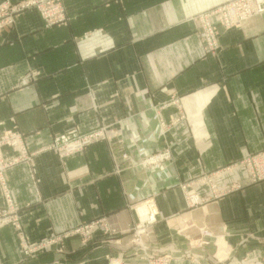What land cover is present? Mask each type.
Instances as JSON below:
<instances>
[{
	"label": "crops",
	"instance_id": "1",
	"mask_svg": "<svg viewBox=\"0 0 264 264\" xmlns=\"http://www.w3.org/2000/svg\"><path fill=\"white\" fill-rule=\"evenodd\" d=\"M228 1L64 0V22L47 28L30 9L0 32L4 129L17 127L34 150L75 127L107 130L106 141L65 160L39 154V187L27 165L7 171L32 237L99 219L122 232L69 239L62 264H147L128 232L134 199L156 207L143 236L148 253L169 255L171 264H264V181L233 166L264 150V15L219 27L213 54L194 20ZM164 148L167 163L135 167L142 154ZM204 175L213 176L208 187ZM193 194L206 201L191 206ZM200 229L211 231L209 245L199 247ZM14 232L0 229V263L37 264L20 253Z\"/></svg>",
	"mask_w": 264,
	"mask_h": 264
},
{
	"label": "rangeland",
	"instance_id": "2",
	"mask_svg": "<svg viewBox=\"0 0 264 264\" xmlns=\"http://www.w3.org/2000/svg\"><path fill=\"white\" fill-rule=\"evenodd\" d=\"M28 1L29 0H22L18 3H15V4H11L10 2H6L2 5H0V32H2V30L6 29V28L13 26L15 24V20H16L17 15H19V14H21L27 10H30V9H35L39 12V14H40L41 18L43 19L45 26L47 28H50V27L54 26L55 24L62 23L66 20L64 0H61L62 7H63V13H59V12L54 13V14H56V16L54 18L53 17L52 18L46 17L45 13H43V11L38 7V4H32V6L25 5ZM221 5H223V4H221ZM216 7H218V6H216ZM216 7H214V8H216ZM214 8H211V9H214ZM51 11H53V10H51ZM207 11H205V12H207ZM50 14H52V12H50ZM198 15L195 16V18H194V20L197 23H199V19L197 18ZM261 15H264V13ZM261 15H259V16H261ZM219 27H222V26L217 27V36H216L217 44L215 46H210L207 42L204 41V38L202 36L204 32H203L202 27H200V23H199V30L197 32V37H199V39H201V41L205 45L204 46L205 51L208 54H213L218 50ZM241 27H239V28H241ZM232 29H237V28H232ZM225 30H231V29H225ZM178 102H179L178 99H174L173 104L176 105ZM0 122H3V121L0 120ZM4 126H5V123L3 122V124L0 125V134H2L4 132H8L9 130H16L21 135H23L24 144H25V147L27 149L29 159L22 161L17 165L25 164L28 166L30 176L34 180V184L36 187L37 186L39 187V185H40V180L37 176V171L35 169V160L39 154L44 153V152H54L55 154L58 155V157L60 159L65 160L66 158H68L72 155H75V154H78V153L85 151L88 147H90L93 144L102 143V142L107 140V130H106L105 126H101L95 130H92V131L86 132V133L81 132L80 129L75 127V128H72V129L66 131L63 134L54 136L48 145L34 150L31 147V141L29 140L28 136L23 134L17 127H13L12 129H4ZM100 130H102L104 132V138L103 139L98 140V141L86 146L83 150H81L75 154L68 155V156H62L56 148H53V149L48 150V151H42L43 149L48 148V147L52 146L53 144H55L56 138H58V137L60 138L62 136H66V137H70L72 139H75V136H84V135H87V134H90V133H93L96 131H100ZM166 150L167 149L164 148L162 150H158V151H155V152H152L149 154H145V155L142 154V156H139L137 158V163L135 164V167H137V168L141 167L142 168L141 170H145L146 168L151 166L152 163H154V161L152 160L153 157H158L157 155L161 154L162 152H165ZM17 152H18L17 150L10 149L8 147L4 148L5 155L10 156V157L15 156V153H17ZM30 157H31V160H30ZM124 157L127 158L128 156L124 155ZM170 160H171V155L167 160H164L160 165L165 164ZM247 173H249V172H247ZM6 175H7V172H6ZM249 179H250V177H249ZM250 181H251V179H250ZM206 184L207 183H205L204 185H206ZM184 185H186V184H184ZM208 186H210V185L207 184V187ZM8 189L10 192L11 199L13 201L11 208L9 207L8 200H7L5 193L2 189V186L0 184V190H1L3 198H4V207L0 208V220H2L6 216H11V217H13V221L10 223L3 224V225L0 224V229L4 228V227H8V226L12 227L15 231L14 233H15L16 238H17L18 243H19L20 253L27 260L37 261L36 262L37 264H48V263H42V257L46 256L48 254H52L55 257L57 256V258H53V263H51V264H62L63 259L60 257H63V256L66 257L68 255V240L71 238H74L76 236L81 237L84 242H88L92 238V235H94L96 232H104V234H108L112 237H116V236H119L122 234L121 231H118L115 227L111 226L107 222L106 219H99V220H94V221L89 222V223L82 224V225L78 226L77 228H75L71 231H68V232L52 233V234H46L43 236L32 237L28 232L25 231L23 221H22V208H21L19 202L13 196L11 188L9 186V182H8ZM184 189H185V186H184ZM148 200H150V199H147V200L143 199L140 201L134 199V202L130 204L129 208L135 212L137 220L132 224V226H130L128 232L130 233V235L132 237L131 246L133 248L132 250H133L135 256H137L140 260H146L147 264H151V262L148 261L147 257L144 255L146 253V251H144V249L142 247L144 245L143 236L145 235V233L141 235L142 244H143L142 246L140 244H138V238H137L138 234L142 230V228H144V231H142V232H150L152 230L154 224L157 221V220L153 221L152 224L151 223H149V224L145 223L144 227L142 225V222H141L139 216H143L144 214L148 213L152 209L151 207H148V204L146 202ZM188 201L190 204V197H188ZM196 206H198V205H195V207ZM10 210H12L11 212H13V213H11ZM155 211H156V209H155ZM200 232H206V230L204 231V229H200ZM211 239L212 238H206L207 243L201 244V245H199V247L209 245L211 243ZM114 242L116 245H120L119 243H117V242H120L119 240H116ZM151 255H153L156 258V260L160 259V258H165L166 256H168V255L159 256V255H154L153 253ZM119 259H121V257ZM121 261L120 262L122 264H124L123 263L124 261L122 259H121ZM107 262H108V264H113V261H109L108 259H107ZM171 262L172 261H169L168 264H171Z\"/></svg>",
	"mask_w": 264,
	"mask_h": 264
},
{
	"label": "built area",
	"instance_id": "3",
	"mask_svg": "<svg viewBox=\"0 0 264 264\" xmlns=\"http://www.w3.org/2000/svg\"><path fill=\"white\" fill-rule=\"evenodd\" d=\"M32 4H38V7L43 11V13H45L46 17L48 18H54L56 16V14L54 13L56 12L63 13L61 0H29L25 5L32 6ZM50 12H52V14H50ZM263 13L264 0H230L227 3L220 5L214 9L200 13L197 18L199 19L200 27H202L204 32L202 35L204 41L207 42L210 46H215L217 44L216 36L218 26H222L225 29L239 28L245 21L259 16ZM1 124H3V122H0V125ZM103 138L104 132L102 130L84 136H75V139L62 136L60 138H56L55 144L43 149L42 151H48L56 148L62 156H68L83 150L86 146ZM6 147L17 150L18 152L15 153V156H7L4 153V148ZM157 156L158 157L152 158L154 163H152L151 166H159L164 160H167L170 157V152L166 150L165 152H162ZM28 159L29 155L24 144L23 135H21L16 130H9L8 132L0 134V184L8 200L10 208L12 207L13 201L8 189L6 172L20 162ZM233 166L242 167L247 172H249L248 174L252 182L264 181V150L241 159ZM207 178L208 175L202 177V180H200L201 183L205 184L212 182L210 179L207 180ZM213 187L215 186L213 185L212 188ZM204 201H206V199L201 198L199 195L193 194L190 196L191 206L200 205ZM11 211L12 210H10V212ZM155 220L156 217L151 218V220L149 221L145 220L144 222L152 224ZM12 221L13 217L6 216L2 220H0V224L3 225ZM145 223H142L143 227ZM142 231H144V229L139 232L138 237L136 236L138 238V244H140L141 246L143 245L141 235L144 233L145 235L149 234L148 232ZM201 235L203 237V240H201L200 244L207 243L206 238H212L209 230H206V232H201ZM142 247L147 253V246L143 245ZM146 253L144 255L147 257L148 261L151 262V264H168L169 261H171V257L169 255L165 258L156 260V258L151 255V253H148V255H146ZM114 264H121V262H115Z\"/></svg>",
	"mask_w": 264,
	"mask_h": 264
},
{
	"label": "bare ground",
	"instance_id": "4",
	"mask_svg": "<svg viewBox=\"0 0 264 264\" xmlns=\"http://www.w3.org/2000/svg\"><path fill=\"white\" fill-rule=\"evenodd\" d=\"M221 173H223V171L222 172H217L215 175H218V174H221ZM211 180V181H214V179H213V176L211 177H209V178H207V180ZM190 197V196H189ZM147 202V204H148V207H151L152 209L148 212V213H146V214H144L143 216H139V218H140V220L142 221V223H145L144 221L145 220H151V218H155L156 217V211H155V204H154V202H153V200L152 199H150V200H148V201H146ZM153 204V205H152ZM142 211V210H141ZM140 211V212H141ZM154 215H155V217H154ZM144 229V228H143ZM142 229V230H143ZM212 236V235H211ZM221 241V240H220ZM223 241V240H222ZM225 244V243H224ZM226 245V244H225ZM220 246H221V244H220ZM219 246V247H220ZM223 247V246H222ZM146 255H148V251H147V253H146ZM120 260H118V259H115V261H113V264L115 263V262H119Z\"/></svg>",
	"mask_w": 264,
	"mask_h": 264
}]
</instances>
